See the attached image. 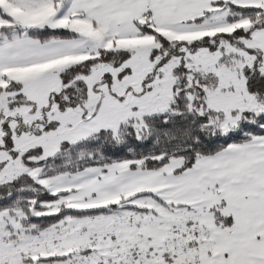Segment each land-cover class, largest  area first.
<instances>
[{
	"label": "snow or ice",
	"instance_id": "1",
	"mask_svg": "<svg viewBox=\"0 0 264 264\" xmlns=\"http://www.w3.org/2000/svg\"><path fill=\"white\" fill-rule=\"evenodd\" d=\"M0 264H264V0H0Z\"/></svg>",
	"mask_w": 264,
	"mask_h": 264
}]
</instances>
